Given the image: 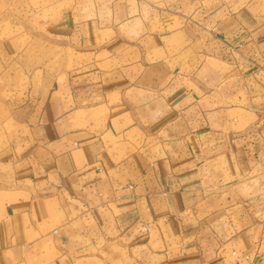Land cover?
Instances as JSON below:
<instances>
[{
	"label": "crops",
	"instance_id": "0c3cea01",
	"mask_svg": "<svg viewBox=\"0 0 264 264\" xmlns=\"http://www.w3.org/2000/svg\"><path fill=\"white\" fill-rule=\"evenodd\" d=\"M58 10L0 43V264H264V0Z\"/></svg>",
	"mask_w": 264,
	"mask_h": 264
},
{
	"label": "rangeland",
	"instance_id": "374dc122",
	"mask_svg": "<svg viewBox=\"0 0 264 264\" xmlns=\"http://www.w3.org/2000/svg\"><path fill=\"white\" fill-rule=\"evenodd\" d=\"M61 1V3H59ZM74 0H0V43L14 39L20 41L24 46L33 45L35 57L39 59L25 62H40L43 51L44 39L42 37L44 30L51 22L58 23V17L55 15L61 9L62 12L72 9ZM90 0H82L89 2ZM83 14V13H82ZM86 11L84 16H88ZM56 16V17H55ZM58 47L50 51L58 52ZM49 51V52H50ZM20 61H24L22 58ZM33 64L19 66L17 74V84L19 90L18 100L23 94L26 86V74L33 68ZM1 108V107H0ZM3 111H0V118Z\"/></svg>",
	"mask_w": 264,
	"mask_h": 264
},
{
	"label": "built area",
	"instance_id": "2783aa9c",
	"mask_svg": "<svg viewBox=\"0 0 264 264\" xmlns=\"http://www.w3.org/2000/svg\"><path fill=\"white\" fill-rule=\"evenodd\" d=\"M257 160H258V162L259 163H262L263 164V166H264V155H257ZM246 258H249V255H246L245 256Z\"/></svg>",
	"mask_w": 264,
	"mask_h": 264
}]
</instances>
